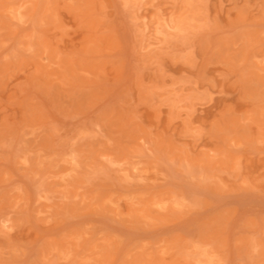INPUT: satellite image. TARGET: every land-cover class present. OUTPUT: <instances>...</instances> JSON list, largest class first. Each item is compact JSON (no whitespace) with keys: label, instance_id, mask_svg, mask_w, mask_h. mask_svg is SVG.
<instances>
[{"label":"rangeland","instance_id":"rangeland-1","mask_svg":"<svg viewBox=\"0 0 264 264\" xmlns=\"http://www.w3.org/2000/svg\"><path fill=\"white\" fill-rule=\"evenodd\" d=\"M0 264H264V0H0Z\"/></svg>","mask_w":264,"mask_h":264}]
</instances>
